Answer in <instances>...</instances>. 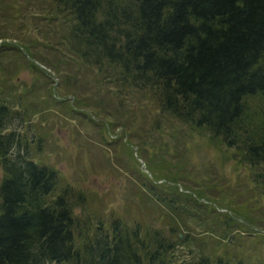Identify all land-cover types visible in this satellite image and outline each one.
Listing matches in <instances>:
<instances>
[{"label":"trees","instance_id":"16d2710c","mask_svg":"<svg viewBox=\"0 0 264 264\" xmlns=\"http://www.w3.org/2000/svg\"><path fill=\"white\" fill-rule=\"evenodd\" d=\"M22 69L43 80L28 85ZM135 97L156 114L134 145L153 179L170 181L139 178L158 225L92 214V194L35 160L45 141L28 125L45 104L80 124L93 112L119 119ZM174 121L264 163V0H0V264H255L239 246L249 216L218 211L184 171L171 176L185 168L179 145L149 141Z\"/></svg>","mask_w":264,"mask_h":264},{"label":"rangeland","instance_id":"374dc122","mask_svg":"<svg viewBox=\"0 0 264 264\" xmlns=\"http://www.w3.org/2000/svg\"><path fill=\"white\" fill-rule=\"evenodd\" d=\"M38 35L42 38L39 32ZM19 78L28 85L43 80L42 75L33 74L27 69H22ZM51 78L56 86V76L51 73ZM43 90L40 92L44 93ZM54 95L60 98L68 97L57 88ZM140 101L135 97L129 102L123 101L125 105H117V111H120L119 119L93 112L92 116L96 123L85 118L82 119V124L70 118L64 110L61 111L62 108L45 104V110L32 115L28 125L36 122L38 124L36 127L38 130L40 128L39 131L45 141L44 149L36 153L35 160L55 166L64 182L82 189L84 193H88L89 198L92 194L89 201L92 214L104 217L121 216L131 222L152 221L151 223L158 225L154 219L159 213V207L149 201L145 194H139L137 187H141V175H146L155 183L170 181L164 176L154 180V175L134 145L135 137L145 135L143 128L148 129L155 123L151 116L156 114V110L149 102ZM248 104L250 110H254L250 114L259 116L261 107L258 108L257 101L251 99ZM77 110L80 112L88 110L91 113L88 107ZM41 116L43 121L38 123ZM252 120L258 125L261 122L260 119ZM29 129L34 130V127L29 126ZM158 135L160 142H168L170 146L179 145L176 151L183 156L181 162L185 168H176V172L173 171V167L170 168L173 172L171 176L181 177V170L184 171L183 182L200 188L204 197L217 200L220 205V207L216 205L218 211L230 214L237 211L241 215L249 216L247 219L250 222L243 220L246 223L244 227L248 230L241 232L243 235L239 246L245 250V254L250 255L255 264H260V255L264 262V238L260 235L264 233V180L257 175L264 173V163L257 166L246 164L245 161H241L237 149L176 121L163 125L159 132L148 135L149 141ZM142 152L141 150L140 153ZM158 157L156 153L154 160L160 166L162 161L158 162ZM177 185L181 190V184ZM76 214L82 218L86 217L83 207L77 208ZM234 216L237 217L235 214ZM240 219L243 217L240 216ZM192 227L195 233L200 234H197L198 236L209 233L200 225ZM258 230L262 231L256 232ZM181 234L183 237L182 232Z\"/></svg>","mask_w":264,"mask_h":264},{"label":"water","instance_id":"95a60500","mask_svg":"<svg viewBox=\"0 0 264 264\" xmlns=\"http://www.w3.org/2000/svg\"><path fill=\"white\" fill-rule=\"evenodd\" d=\"M180 236H182V234L180 233Z\"/></svg>","mask_w":264,"mask_h":264}]
</instances>
